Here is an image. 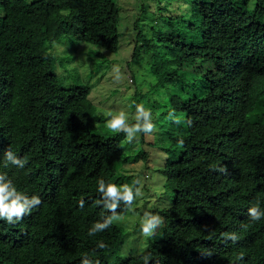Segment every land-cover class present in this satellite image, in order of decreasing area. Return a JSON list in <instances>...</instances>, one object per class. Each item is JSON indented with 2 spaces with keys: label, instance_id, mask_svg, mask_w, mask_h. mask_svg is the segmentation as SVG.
<instances>
[{
  "label": "trees",
  "instance_id": "1",
  "mask_svg": "<svg viewBox=\"0 0 264 264\" xmlns=\"http://www.w3.org/2000/svg\"><path fill=\"white\" fill-rule=\"evenodd\" d=\"M191 3V16L178 21L183 30L153 25L150 37L135 35L152 51L157 83L179 81L175 106L192 120L174 138L184 140L178 159L160 172L187 181L188 201L175 209L186 264H264V219L247 214L257 201L264 208V124L246 119L262 95L254 76L264 77V0ZM117 23L105 0H0V164L9 148L28 161L0 171L42 200L16 224L0 220V264H80L84 255L108 264L106 252L120 242L116 224L87 235L107 214L95 201L98 179L111 182L102 165L109 137L92 126L89 87H62L47 48L64 39L114 52ZM221 164L227 174L213 170ZM118 210L125 213L123 205ZM233 232L239 240L226 241ZM100 240L108 247L97 248ZM146 253L150 264H163L152 250L118 264H143Z\"/></svg>",
  "mask_w": 264,
  "mask_h": 264
},
{
  "label": "rangeland",
  "instance_id": "2",
  "mask_svg": "<svg viewBox=\"0 0 264 264\" xmlns=\"http://www.w3.org/2000/svg\"><path fill=\"white\" fill-rule=\"evenodd\" d=\"M248 6L253 0H246ZM118 11V47L114 52L85 42L71 43L64 39L47 48L54 58L53 72L60 85L84 83L89 87L88 99L92 103L94 120L92 126L109 137L102 161L111 172V182L118 185L131 184L139 178L143 196L133 204L131 211L121 214L123 219L115 223L122 228V236L116 248L106 252L108 264H118L128 256H137L146 250L156 252L163 264H186L185 243L182 228L177 222L176 207L188 201L186 178L164 177L160 170L168 162L177 160L181 146L174 138L182 132L167 118L169 111L181 117L177 98L181 96L179 81L157 83L152 74L151 50L140 47L136 32L144 38L151 35L150 27L165 30L169 27L183 30L178 21L187 19L193 12L191 0H105ZM136 46V54L133 48ZM133 56V57H132ZM114 69H119L116 79ZM254 83L262 91L261 97L246 114L249 122L264 124V77L256 73ZM143 104L151 109L157 131L151 135L141 134L139 140L129 145L124 134H109L105 128L104 112L124 109L135 113V106ZM182 118V117H181ZM165 210V226L157 229L154 240L142 236L139 218L145 211ZM161 215V214H160Z\"/></svg>",
  "mask_w": 264,
  "mask_h": 264
},
{
  "label": "clouds",
  "instance_id": "3",
  "mask_svg": "<svg viewBox=\"0 0 264 264\" xmlns=\"http://www.w3.org/2000/svg\"><path fill=\"white\" fill-rule=\"evenodd\" d=\"M103 52V48H98L97 52ZM115 78L120 79L119 69H114ZM106 117L105 128L109 134H124L125 141L131 145L139 140L141 134L151 135L157 131V125L153 121L151 109L146 108L143 104L135 106V113L130 114L124 109L116 111H106L103 113ZM167 118L173 123L180 125L186 123L192 126V120H187L176 116L175 110L169 111ZM178 144L183 145V138H179ZM27 158L19 157L11 148L4 151L2 164L0 167L5 169L14 166L17 169H24L27 164ZM214 171L227 174V166L224 164L216 166ZM100 198L95 201L97 206H102L107 214L102 215L101 219L93 223L88 229V236H95L112 227L115 223L120 222L123 217L118 209L121 205L125 211H131L133 204L138 198L143 196L142 181L137 178L131 184L118 185L101 178L97 181V189ZM42 204L39 195H28L17 189L13 180L8 174L0 171V220L8 224L20 222L24 216L32 214L33 209H38ZM85 200L79 201V207L83 208ZM248 217L252 222H258L264 219V208L257 201L247 210ZM165 226V218L157 212L145 211L139 218V229L143 237L154 240L158 235L157 229ZM224 239L235 243L239 236L233 232L225 234ZM108 245L103 240L97 241V248L105 249ZM143 264H150L151 253H146L141 257ZM240 259H243L241 256ZM80 264H100L99 259H93L89 255H84Z\"/></svg>",
  "mask_w": 264,
  "mask_h": 264
}]
</instances>
